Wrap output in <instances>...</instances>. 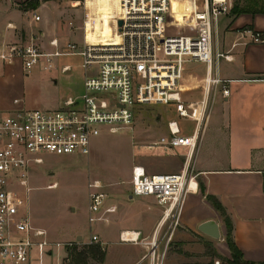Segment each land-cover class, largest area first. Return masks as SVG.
Returning a JSON list of instances; mask_svg holds the SVG:
<instances>
[{
    "label": "built area",
    "instance_id": "obj_1",
    "mask_svg": "<svg viewBox=\"0 0 264 264\" xmlns=\"http://www.w3.org/2000/svg\"><path fill=\"white\" fill-rule=\"evenodd\" d=\"M76 4V8L91 9L87 0ZM172 4L173 0H119L114 18L115 38L119 39L116 44L89 41L91 17L85 16L80 28L84 34L82 45L67 43L62 47L54 38L49 43L53 51H46L40 33L26 43L7 45L0 54L3 63L20 60L28 73L42 62L47 64L45 69H52V62L65 56H80L85 70L84 93L80 98L69 99L54 110L0 113V264H47L46 258L55 251L72 245L51 242L47 231L34 226L30 216L31 172L34 166L44 164L45 154L89 156L93 140L103 130L116 133L128 128L141 106L164 105L171 106L178 119L193 122L194 130L189 136L183 135L173 119L168 122V135L153 146L167 152L186 149L185 166L191 163L210 121L216 95L230 96L228 82L219 77L216 69L220 59L229 57L215 52L214 38L218 20L231 12L233 0H182L181 11L191 15L196 35L167 33ZM34 18L37 22L41 19L38 15ZM190 63L207 66L204 96L197 102L183 98L182 83ZM186 171L149 174L145 167L136 165L130 180L132 197L155 198L163 207L164 217H172L177 223L188 189ZM88 188V221L92 231L94 225L107 222L106 215L116 208H105L106 194L100 181H90ZM139 238L134 232L120 236L124 243H138ZM88 243L100 244L102 240L92 231ZM156 247L153 240L151 264H164L165 253L159 256Z\"/></svg>",
    "mask_w": 264,
    "mask_h": 264
},
{
    "label": "crops",
    "instance_id": "obj_2",
    "mask_svg": "<svg viewBox=\"0 0 264 264\" xmlns=\"http://www.w3.org/2000/svg\"><path fill=\"white\" fill-rule=\"evenodd\" d=\"M27 1L0 0V54L7 45L26 43L40 33L43 34L40 42L46 51H53L49 43L54 38L62 47L71 41L77 43L73 40L84 41V34L81 37L79 32H72L68 25L59 28L55 24L57 19L54 21L39 13L54 1L42 0L36 10L23 8ZM35 15L40 21L35 20ZM259 35L260 40L256 41ZM214 50L229 57L228 60L220 59L216 69L219 77L228 82L230 96L216 95L210 121L191 163L185 166V156L178 158L169 152L161 154L157 162L141 159L131 167V175L136 165L145 167L149 174H174L187 169L188 189L177 223L174 218H164L163 207L155 198L132 197L130 187L127 200L107 201L105 208L115 207L116 211L106 215L107 222L99 224L112 229L119 240L125 232L138 233L139 240L148 246L155 240L156 250L160 252L169 238L170 244L189 237L205 238L213 243L219 255L210 259L203 255L190 258L185 254L191 250H168L164 264H226V260L231 259L226 242L227 227L206 196L216 197L225 208L233 226V240L244 260L264 263V81H258L264 78V13L234 16L230 12L220 16ZM71 57L77 56L61 57L60 72L66 75L75 68L77 79L72 84H55L57 94L53 100L41 89L34 94L31 83L38 76L36 71L26 72L20 60L13 64L0 60V91L16 92L20 96L11 102L0 100V113L58 109L67 100L80 98L84 93L83 59L78 56L79 61L74 64L67 59ZM65 67H68L66 71ZM206 73L204 64L186 66L182 83L186 101L197 102L203 98ZM210 220L219 224L220 240L199 231V226ZM160 252L157 250L162 256ZM130 264L140 263L135 259Z\"/></svg>",
    "mask_w": 264,
    "mask_h": 264
},
{
    "label": "rangeland",
    "instance_id": "obj_3",
    "mask_svg": "<svg viewBox=\"0 0 264 264\" xmlns=\"http://www.w3.org/2000/svg\"><path fill=\"white\" fill-rule=\"evenodd\" d=\"M51 1L54 2L48 4L46 9H41L39 13L43 17L53 18L54 21L57 19L55 24L59 28L68 25L72 32H79L82 37L83 32L80 28L83 26L84 17L88 16L89 19L91 17V23L88 25L89 41L104 44H116L119 41L115 38L114 23L118 0H87L90 10L84 6L76 8L78 6L76 2L83 0ZM180 2L182 0H173L171 14L168 15L166 23L167 33L196 35L197 30L191 15L179 10ZM236 2L244 5L247 0H233V5ZM260 3L264 4V0H260ZM93 5H95L94 9ZM70 23L73 26H70ZM73 41H76L78 45L83 43L80 40ZM70 43L77 44L72 41ZM79 58L77 56L67 59L75 64ZM61 59L63 58L52 62V69H45L47 64L42 62L32 70L38 73L31 83L34 86L33 90L37 92H34L35 95L41 89L50 100H53L57 94L55 84H72L76 81L75 68L66 75L60 72ZM19 97L16 92L0 91V100L5 102H11ZM48 109L54 110V108ZM172 109L171 106L164 105L141 106L136 111L134 123L128 128L116 133H110L107 129L103 130L100 137L93 140L89 156L45 154L44 164L32 168L28 205L33 225L46 230L51 242L72 243L66 250L55 251L52 257L46 258L47 264H57L58 261L63 264H118L119 261L122 264H130L135 259L139 260L140 264H151L149 256L151 246L144 244L141 240L137 244L124 243L109 227L94 225L92 231L100 236L102 243H88L92 233L88 221V184L90 181H100L108 202L115 199L127 200L131 187L132 165L141 159L157 162L161 154L169 153L158 146H153L163 135H168V122L175 119L183 135L189 136L193 133L194 123L178 119ZM171 152L179 158L185 156L187 150L179 148ZM54 184H56L55 188H49ZM135 203L134 201L133 204ZM169 244L170 238L162 252L157 248L158 253L163 255L167 254L168 250L188 249L191 251L185 255L190 258L203 255L210 259L218 255L214 251L213 243L201 237L174 240ZM99 250L104 254L103 257L100 254L95 255L94 251ZM199 251L202 253L198 254Z\"/></svg>",
    "mask_w": 264,
    "mask_h": 264
},
{
    "label": "trees",
    "instance_id": "obj_4",
    "mask_svg": "<svg viewBox=\"0 0 264 264\" xmlns=\"http://www.w3.org/2000/svg\"><path fill=\"white\" fill-rule=\"evenodd\" d=\"M47 1V0H43ZM41 4V0H28L25 2L22 7L27 9L30 7V9L36 10ZM231 13L234 16L242 15V14H259L264 13V4L260 3V0H247V2L244 5H240L238 2L234 3ZM206 199L208 202L212 205V207L221 215L223 218L225 225L227 227V235H226V242L229 247V250L231 251V259L226 260V264H264V263H250L244 260L242 252L239 250V248L236 246L233 237V226L231 223V220L221 204L219 200L214 196H206ZM95 255H101V257L104 256V254L99 250L98 252L94 251Z\"/></svg>",
    "mask_w": 264,
    "mask_h": 264
},
{
    "label": "water",
    "instance_id": "obj_5",
    "mask_svg": "<svg viewBox=\"0 0 264 264\" xmlns=\"http://www.w3.org/2000/svg\"><path fill=\"white\" fill-rule=\"evenodd\" d=\"M119 25H122V22H120ZM199 231L215 240H220L222 237L219 224L214 220H210L201 224L199 226Z\"/></svg>",
    "mask_w": 264,
    "mask_h": 264
},
{
    "label": "bare ground",
    "instance_id": "obj_6",
    "mask_svg": "<svg viewBox=\"0 0 264 264\" xmlns=\"http://www.w3.org/2000/svg\"><path fill=\"white\" fill-rule=\"evenodd\" d=\"M118 2H119V0H118ZM183 4H184V6L187 7L186 9H189V6H188V3L187 2H184ZM179 10H180V12H182L181 11L182 10V7H180V5H179ZM50 188H55V187H50ZM164 218L168 219L169 217H164ZM129 235H131V234L129 233ZM133 237H136V234H133ZM126 243H129V242H126ZM134 244H137V243H134Z\"/></svg>",
    "mask_w": 264,
    "mask_h": 264
}]
</instances>
